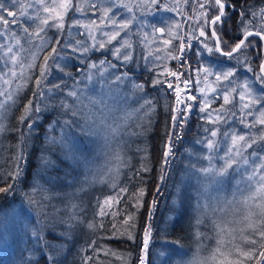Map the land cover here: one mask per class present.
Listing matches in <instances>:
<instances>
[{
  "label": "snow or ice",
  "instance_id": "1",
  "mask_svg": "<svg viewBox=\"0 0 264 264\" xmlns=\"http://www.w3.org/2000/svg\"><path fill=\"white\" fill-rule=\"evenodd\" d=\"M152 5H156L158 9H163L165 11H180L177 8H170L167 5H162L161 0H148ZM185 3L188 0H184ZM19 3V0H12V4L15 6ZM198 4V15L194 14L189 16L188 19H194L197 25V28H191L190 31L185 35H180L179 29L181 25L179 23L173 24L167 30L163 27L156 28L154 25L152 38H149L148 33L143 34V41H147L148 44L156 42V33H159L161 36H164L167 32V37L162 40V49L157 48L156 51H167V54L175 60L180 62V66L184 67L186 61L184 59L185 53L192 47V40H199L200 37H204L205 41H201L203 48L209 53H220L222 56L227 57L229 60H232L236 57L237 53H242L243 49L252 45V41L249 40V37L255 35L261 40H264V28L259 31H250L248 30L247 25L245 24V13L242 11L240 13V25L243 28V34L239 38V41L231 47L230 50L224 51L221 47V39L217 36L216 25L222 23V18L225 17V9L227 4L225 0H196ZM35 4L39 6L38 11L43 12L45 15L40 16L37 14L33 19L39 20V24L36 25L35 29L30 31L29 27H24L22 31L29 37V40L26 42H32L31 38L35 37L40 40V44L37 47V52L44 50L49 47V39L46 36L41 35L45 33V30L48 28H55L57 32H63L65 28V15L67 12L74 7L72 0H35ZM33 5L29 4L28 7ZM93 7H95L93 5ZM218 12V14L213 15L209 19V12L212 10ZM107 11L105 15H107ZM129 11H132L129 8ZM20 15H26L23 11V6H21ZM251 15L255 18L257 13L253 12ZM261 17H264V9L260 10ZM17 13L12 11L5 2H0V22L3 25L7 26L10 23H17L16 19ZM6 17H11L9 20ZM115 26L116 30L112 33H104L108 37L106 42H99L98 45L93 43L90 47L84 46L83 42L76 40L73 43L70 40H66L63 44L61 43V38L58 36L55 38L54 43L51 45L50 51L47 52L43 57V63L39 65V75L35 78L34 84L35 89L32 93L33 99H29L28 103L24 105V113L20 117V123L23 124L25 120H28L27 130L29 133L32 132L36 120L39 119V116H34L33 114H39L42 110L41 103L45 100H55L57 96L60 97L59 103L56 107H59L63 110L64 115H71L73 119H65L62 122L61 131L63 133L64 128L75 126L80 130L82 135L85 136H95L99 137L104 141L105 148L109 149L110 160L109 163L113 165L116 170V173H119V168L122 165H125L127 161L124 156L119 151V147L122 143H127L133 137H138L143 135L146 131L143 120L148 119L149 126L151 125V116L155 112L154 102L147 98L146 94L137 96V93H144V84H137L134 81H131V77L128 72H119L118 65L113 64L111 61L101 60L99 64L90 62L86 65L84 69H78L82 77L81 80H77L71 72L65 71L67 67L66 64L61 63L65 58L71 60L73 58L80 59L86 53L95 48L97 50L104 49L106 44H111L113 40H117L120 36V32L126 29H129L133 23V19L124 20L120 23H117L115 20L111 21ZM249 24L252 21L248 22ZM80 22L75 21L73 26H79ZM211 27V37L215 38V43L213 46H209L206 42L208 39L207 33L205 31L206 27ZM199 31V36L195 35L196 31ZM9 30L5 27V32ZM4 33H0L3 35ZM127 35V33H126ZM89 36L95 40V37L92 36L91 30L89 31ZM12 38L15 40L14 44H0V49H3V55L0 59L4 60V67L0 69V110H6L9 107V102L12 105L16 103V98L21 92V90L27 86L29 80L32 79L30 72L36 67L35 61L37 59V52H32L30 59L24 55V52L27 51L21 44L20 38L12 33ZM173 40H178L179 45L176 51L179 55L173 54L169 49L173 46ZM118 46L112 49L113 56L122 61L123 65L128 64L132 61V44L129 40L125 39L123 42L118 41ZM226 43V42H225ZM157 60H161L162 57L157 55L155 57ZM147 59V57H145ZM81 63H84L83 59H80ZM190 67V65H188ZM53 69L61 72L64 76L73 80L71 86L68 85L67 81L61 78L58 82L46 83L48 77L51 75ZM248 71H253L251 66H248ZM235 68H230L223 72L214 73L210 66L208 67H199L196 69L197 73H202L204 80L207 81L209 76H215V82L227 81L229 84L232 83L231 78L236 74ZM171 77H174L178 82L175 87L172 82H169L167 79L161 80L159 76H163L164 73H158L157 77L153 79V87L158 84H167L168 89H172L175 93V105L176 107L168 108V111L171 113V130L165 131V140L161 144L162 158H161V171L158 179L161 183L167 178V169L171 167L172 160L175 157L174 148L178 140L182 139L181 130L188 123V117L191 114L192 105L187 104L185 99L182 98L181 88H180V76L184 73L180 72H169ZM254 76L257 82L261 85H264V62H261L259 65V73L254 72ZM111 77V79H109ZM98 78V82L101 84L102 89H107L101 99L97 100L91 96H85V90L81 89L79 85L84 81L92 82L94 79ZM131 81L129 87V93L121 96L120 90L121 86L125 83ZM199 82V81H197ZM184 85H188L190 80L182 81ZM242 89L238 93L239 100L242 103L241 112L244 110L247 111V115H252L251 108L256 104H264L259 98L254 97L253 88L250 82L245 81L243 84L239 85ZM209 91L215 92V88H210ZM201 92L204 93L207 97V93L204 89H201ZM237 89L235 87L230 90H226L223 95L224 104L227 105L231 103L230 97L233 93H236ZM71 98V102H69ZM233 99L235 97H232ZM85 99L88 100V103L85 104ZM187 99L195 100V96L189 95ZM131 100L133 103H138L139 107L131 109V111L123 110L121 116H113V113L118 110L120 104H127ZM111 101V103H109ZM142 101V102H141ZM167 107V105H166ZM210 107L208 103L202 104L200 107L201 113H206L207 108ZM223 108V106H221ZM215 111V110H214ZM260 117L257 119V123L264 125V111L260 112ZM135 118V120H134ZM207 123H218L222 116L217 114L214 118L211 112H208L206 116L202 117ZM132 121V123H130ZM244 121L241 120V123ZM55 123V122H54ZM6 130L3 125H0V132ZM218 129H205V132L209 133L208 136L204 137L202 140H197V144L203 145L207 150L206 154L196 157V162L193 163L191 158L193 152L191 150H186L189 152V162L185 165V171L190 176H194L199 182L201 179H206L211 177L212 181L221 184L225 178L237 179L238 185L243 183L246 190V195L242 193L243 199L241 203L245 206L251 205V208L247 213L242 217L244 226L237 229L230 226L232 222L223 223L217 222V220L212 221V227L215 232V243L216 248L214 249L213 258H217V254L222 259L219 260V264H245L247 260L255 259L257 264H260L261 261H264V250H260L257 256V249L250 248L245 250L243 245H257L261 241H264V137L261 138V148L259 150H253L251 153L247 152V149L252 148L253 145L257 144L258 141L254 138L247 137L245 135H239L233 133L230 136L231 143L228 147L225 148L224 154L217 157V141L214 139L218 135ZM225 137L229 136V133H224ZM126 138V139H125ZM28 136L24 132H21L19 137V143L15 145L17 152L13 157L15 161V167L12 172L8 175L12 179L13 183L8 184L6 187H0V193L8 194L15 190V186L19 183H22L26 178V156H27V140ZM47 142L59 145L62 150L68 154H72V158L75 157V153L78 152V149L75 147V143L70 141L66 135H61L59 138L49 137ZM113 142L116 143V150L113 151L111 145ZM137 151H143V149L137 148ZM223 161L222 164L217 167L214 163L216 159ZM81 159L85 164L88 162L86 156H82ZM142 159H147V156L142 157ZM40 160L42 164L47 167L53 162L41 155ZM207 161V165L200 163V161ZM23 162V164H22ZM199 165V166H198ZM113 167H108L106 169V174H111ZM152 169L142 164L141 168L137 170V175L141 172H150ZM87 183V181H85ZM113 187H116L113 184ZM179 189V186H178ZM127 189H120V191H126ZM208 187L205 185L203 191L207 192ZM239 190V189H238ZM45 189L42 185L36 183L31 185V191L25 194V199L27 203L31 205H36L43 207V199H46V196H42L41 199H37L36 195L43 193ZM159 192V187L157 188ZM143 194V189H141V195ZM118 203V201H115ZM114 203L113 197H107L104 201L97 202V208L99 211L97 215L104 217L109 214L107 209H110ZM78 205L73 204L72 208H77ZM197 208L207 210L208 203L205 201L201 203L198 199ZM255 209V211L251 210ZM224 211V209H213V212ZM152 213H149L151 217ZM75 217V213L69 216V220H72ZM130 219V217H129ZM127 220L125 223L127 224ZM202 221L197 218L196 223L200 224ZM71 227V225H69ZM89 228H95L94 223H90ZM100 228H103L104 225L101 222L99 224ZM115 227V226H113ZM237 231H239V243H237ZM151 235V226L149 225L143 235L141 255H138L137 261L138 264H147L148 257V248H149V239ZM198 236L203 238L202 233H198ZM39 239V237H37ZM129 239H134L132 235H129ZM115 255V253H112ZM165 256V264L167 261H170L173 256L181 255V253L173 249L170 253H162ZM53 261L55 258H52ZM91 257H86L84 264H88V260Z\"/></svg>",
  "mask_w": 264,
  "mask_h": 264
},
{
  "label": "trees",
  "instance_id": "2",
  "mask_svg": "<svg viewBox=\"0 0 264 264\" xmlns=\"http://www.w3.org/2000/svg\"><path fill=\"white\" fill-rule=\"evenodd\" d=\"M225 1L227 3L230 1L235 11L226 19L217 35L221 42L223 40L222 49L228 51L225 45L233 44L230 40L234 38V34L230 31L235 33L238 31L240 13L243 11L246 14L245 20L250 18L253 12L260 14V10L264 9V0ZM229 25L231 30L227 31ZM251 27L250 31L261 30L260 25L254 21ZM251 39L258 45L254 51L261 56L262 51L259 48L261 40L256 36L249 37V40ZM52 44L53 42L46 50H50ZM219 56L226 59L221 54ZM196 61L198 62V59ZM184 70L185 67L182 68L184 73L182 76L186 77ZM55 75L56 73H53L50 77ZM66 81L69 83L68 80ZM31 83L25 91L24 104H27L29 99H34L32 90L35 89V84L33 80ZM262 94L264 95V90ZM47 102L48 100L43 101L41 107L47 105ZM19 105L13 110L6 124V132L0 137V187L13 183L8 174L15 167L13 160L17 152L15 145L19 143L21 132L25 133V127L20 123L24 107L22 102ZM56 105L41 112L42 118L40 122L36 120L38 127L34 134L25 133L29 137L26 178L15 186L17 192L11 199L5 197L0 200V211L8 209L12 202L26 203L25 210L28 211L26 217L28 228L24 232L26 235L20 242L10 241L13 244L15 242L22 244V247H19L22 250L15 251L14 254L4 251L0 254V264H84L86 257H91L88 264H138L137 257L141 255L144 231L149 225L154 243L148 248L147 264H165L164 255L160 259L156 257L159 251L170 253L176 249L181 253L173 256L167 264H190L196 252L207 256L214 251L216 243L212 221L217 219L205 215L200 219L202 221L200 224L196 223L197 197L191 183L183 182L185 170L181 159H177L179 153L172 160L171 167L167 169L165 181L161 183L158 179L161 171V144L165 140L166 125L169 131L171 125L169 111L158 108L151 119V125L144 123L146 131L143 135L133 137L119 147L127 163L119 168L118 174L112 172L109 175L106 174V168L97 171L94 167L92 144L94 136L82 135L75 126L67 127L69 134L78 137L79 147H76L78 152L75 153V159L60 156L57 146L47 142L49 132L52 137L56 136L62 122L65 119H73L71 115H64L63 110L57 109ZM197 111L196 105L191 115L194 120L191 122V119V124L189 123L187 127L189 139L198 133V127L203 121ZM52 124H55L53 129L50 127ZM47 126L50 131L47 130ZM43 142L55 147L50 148ZM138 147L143 151H137ZM41 155L49 158L53 163L45 167L40 160ZM82 156L88 158L87 164L81 159ZM145 156L147 159H142ZM142 164L152 170L137 175V170ZM36 183L45 189L43 193L36 195L38 200L42 196L47 197L42 201L43 207L30 206L25 199V194L31 191V185ZM113 184L116 187H113ZM158 187L159 192H157ZM120 189L127 190L122 192ZM141 189H143L142 195ZM2 194L0 193V197ZM107 197H113L114 203L110 209H107L109 214L100 217L97 215L99 211L97 202L102 203ZM68 201L71 206L78 205L77 208H72L71 215L75 213L72 220H69L70 215L66 210ZM150 212L151 217H149ZM125 220L128 221L127 224ZM101 222L103 228L99 227ZM90 223H94L96 227L89 228ZM198 233H202L203 238L198 236ZM129 235L134 239H129ZM253 246L249 245L245 250L256 248L258 256L264 244L260 242L256 247ZM255 261V259L248 260L245 264H254Z\"/></svg>",
  "mask_w": 264,
  "mask_h": 264
},
{
  "label": "rangeland",
  "instance_id": "3",
  "mask_svg": "<svg viewBox=\"0 0 264 264\" xmlns=\"http://www.w3.org/2000/svg\"><path fill=\"white\" fill-rule=\"evenodd\" d=\"M0 2H5L6 5L14 12L17 13L16 19L17 23L5 26L0 22V33H4L0 35V44H14L15 40L12 38V33H15L21 40V44L23 47L27 49L22 55L28 57L30 59L32 52H37V47L41 43L39 39L33 37L31 38L32 42H26L29 40V37L22 31L24 27H29L30 31L35 29L36 25L39 24V20H34L33 18L39 14L41 17L45 14L43 12H39V6L35 4V0H19L15 6L12 4V0H0ZM50 2V0H49ZM226 7V15L222 18L223 22L216 25L217 34H219V29L221 26L225 24L226 19L232 15L233 11H235L231 2L227 3ZM33 5L32 7H28V5ZM72 4L74 5L67 14L65 15L64 23L65 28L63 32H57L55 28H48L45 30V33H41V35L46 36L49 39V45L51 42L54 43L56 37L61 38V43L63 44L66 40H70L75 43L76 40H80L83 42L84 46H91L93 43L98 45L99 42H106L108 37L104 35V33H112L116 30L115 26L111 23V21L115 20L117 23H120L124 20L133 19V25L126 30L120 32V36L117 38L118 41L123 42V40L127 39L131 42L132 48L130 51L132 52V61L126 65L122 64V61L117 60L113 54L112 49L118 46L117 40H113L111 44H106L104 49H91L88 53H86L80 59H83L84 63L80 62V59H67L61 61V63L66 64L67 67L65 71L71 72L73 76L77 80H81L82 77L80 73L77 71L78 69L86 68V65L90 62H94L99 64L101 60L111 61L113 64L118 65V73L119 72H128L131 81H134L137 84H144V93H137V96L146 94L147 98L151 99L155 105V112L152 114L151 119L154 117L158 108L161 110L168 111L170 107H176L175 105V93L172 89L167 88V84H158L153 87V79L157 77L158 73H164L163 76H159V79L164 80L167 79L169 82H172L174 87L176 83H178L174 77H171L168 73L169 72H180L182 73V68L185 67L184 72L187 74L186 77L180 76V88H181V95L182 98L185 99L187 104L192 105L191 114L188 117V123L185 127L181 130L182 139L178 140L175 144L174 153L177 156V159H181L183 163V168L185 170V165L189 162V152L186 150H191L193 152V156L191 158L192 162H196V157L206 154L207 150L201 144H197V140H202L204 137L208 136L209 133L205 132V129H218V135L214 139L217 141V157L222 156L224 154V150L228 147L231 143L230 136L235 133L239 135H245L247 137L254 138L258 141L257 144L253 145L252 148L247 149L248 153H251L254 149L259 150L262 146L261 138L264 137V125H260L257 123V119L260 117V112L264 111V104H256L252 106L251 111L252 115H247L248 110H244L243 113L241 112V105L243 102L239 100L238 93L242 91L239 85L243 84L245 81L250 82L253 88V95L256 98L261 99L264 101V95L262 94V90H264V86L261 85L259 82L256 81L254 72L259 73V65L261 64V60H263V46L262 42L260 41V51L261 56L254 51L256 47H258L256 41L252 40L253 42L251 46L243 49L242 53H237L236 57L232 60L228 58L223 59L219 56L218 53L209 54L204 48L201 41H205L204 37H200L199 40H192L191 44L192 47L185 53L184 59L187 62L184 67L180 66V62L178 60L172 59L168 54L167 51H160L157 52V48H163L162 40L167 37V32L164 36H161L159 33H156V42L152 44H148L147 41H143V34L148 33L149 38H152L153 32V25L156 28H167L171 27L173 24L179 23L181 28L178 30L180 35H185L187 32L190 31L191 28H197L196 22L194 19H188L189 16H193L194 14L198 15V4L196 0H188L187 3L184 0H161L162 5H167L170 8H179L180 11H165L163 9H158L156 5H152L148 2V0H72ZM93 5L95 7H93ZM21 6H23V11L26 15H20ZM233 7V9H232ZM129 8L132 11H129ZM107 15H105L106 10ZM229 10V11H228ZM231 10V11H230ZM252 10H250L251 12ZM218 14L217 11L214 9L209 12V19L213 16ZM250 14V13H249ZM7 19L11 20V17H6ZM79 21V26H73L75 21ZM238 21V20H237ZM249 21H254L260 25V28H264V17H261L260 14H257L255 18L250 15V18L245 20V24L250 30L251 24ZM238 31H230V25L227 26L226 30L230 31L231 34H234V38L230 40L233 44L230 43L228 47L230 50L232 46H234L235 42L239 40L240 36L243 34V28L239 24ZM250 26V27H249ZM5 27L9 30L5 32ZM91 30L92 36L95 37L93 40L89 36V31ZM208 39L206 42L209 46L214 45V39L211 37L210 32H208V27L205 29ZM127 33V35H126ZM196 36H199V31L195 32ZM235 41V42H234ZM223 42V40H222ZM179 41L173 40V46L169 51H171L175 55H179L176 51L178 48ZM48 49V48H46ZM40 50L37 52V59L35 61L36 67H34L30 75L31 77H35L39 74V65L43 63V57L47 54L50 50ZM3 55V49H0V57ZM159 55L162 57L161 60H157L155 57ZM147 57V59H145ZM198 59V62L196 61ZM190 65V67H188ZM208 67L210 66L214 73L216 72H223L230 68H235L236 74L234 77L231 78L232 83L229 84L227 81L215 82V76H209L208 80H204V76L202 73H197L196 69L199 67ZM248 66H251L253 71H248ZM4 67V60L0 59V69ZM176 68V69H175ZM56 73L54 77H48V81L46 83L50 84L53 82H58L61 78L68 80V85L71 86L73 84V80L69 79L68 77L64 76L63 73L53 69L52 73ZM111 79V77H109ZM35 79L29 80L26 87H24L19 95L16 98V103L14 105L9 102V107L6 110H0V125L6 129V124L8 122L9 117L11 116L13 110L19 107L20 103L22 102L24 107V100L26 97L25 91L29 85H31V81ZM190 80L188 85H184L182 81ZM131 81L125 83L121 86L120 95H126L129 93V87ZM199 81V82H197ZM79 87L85 90V96H91L97 100L101 99L107 89H102L101 84L98 82V78L94 79L92 82H88L84 80ZM235 87L237 89L236 93L232 94L230 97L231 103L225 105L223 100V95L226 90H230L231 88ZM210 88H215L216 91L212 92L209 91ZM201 89H204L207 93V97H205L204 93L201 92ZM34 90H32L33 93ZM195 96V100L187 99V97ZM60 97L57 96L55 100H48L47 108L53 107L55 104L59 103ZM23 100V101H22ZM35 100V98L33 99ZM57 101V103H55ZM69 102H71V98H69ZM142 102V101H141ZM85 104L88 103V100L85 99ZM111 103V101H109ZM208 103L210 107L207 108L206 113L200 112V107L202 104ZM167 105V107H166ZM197 105L198 111L197 114L200 118L206 116L208 112L212 113L213 118L219 114L222 116V119L218 123H207L205 119L201 122L198 127V133L191 137L190 139L187 138V127L189 123L194 120L191 118L193 114L194 108ZM223 106V108L221 107ZM139 107L138 103H133L131 100L127 104H120L118 106V110L113 113V116H121L123 110L131 111L133 108ZM46 108V109H47ZM45 109V106L42 107ZM45 109V110H46ZM57 109H61L57 107ZM42 110V111H45ZM215 110V111H214ZM41 111V112H42ZM41 112L39 114H33L34 116L38 115L39 119L37 121L40 122L42 118ZM24 112H22L23 115ZM171 119V113H170ZM192 119V120H191ZM135 120V118H134ZM191 120V122H190ZM241 120L244 122L241 123ZM27 123L28 120L22 124L25 133L30 134L27 130ZM132 123V121H130ZM143 123H148V119L145 118ZM59 125L61 123H58ZM171 124V120H170ZM52 124L50 127L53 129ZM38 127L37 122H35L34 128L31 133H35ZM62 124L60 128L57 129L56 138H59L62 134L66 135L70 141L75 143V147H79L78 137L69 134L67 128H64L63 133L61 131ZM36 129V130H35ZM47 130L50 131V128L47 126ZM171 130V128H170ZM6 132V130L0 132V137ZM186 132V134H185ZM229 133L228 137L224 136V133ZM37 137V136H36ZM49 137L52 135L49 132ZM92 144L94 146V167H96L97 171H102V169H107V167H112L113 165L109 163L110 160V153L109 149L105 148L104 141L99 137H92ZM126 139V138H125ZM37 141V139H35ZM48 147H55L57 146V150L60 156L65 157L67 159L72 158V154L66 153L64 150L60 148L59 145H52L49 146L45 142H43ZM123 144V143H122ZM121 144V145H122ZM120 145V147H121ZM77 147V148H78ZM116 143L113 142L111 148L113 151L116 150ZM177 151V152H176ZM174 159V158H173ZM200 163L207 165V161H200ZM214 163L219 167L223 161L219 160L218 158L214 161ZM199 166V165H198ZM116 174V170L112 171ZM183 176V182L191 183L193 186V191L196 193V217L199 219H203L205 215H211L217 219V222L229 223L230 226L235 227L237 229L244 226L242 217L247 213V211L251 208V205L245 206L241 203L243 196L246 195L245 186L243 183H237V179H230L225 178L223 183L217 184L212 181L211 177L206 179H201L199 182L194 176H190L186 171ZM92 179V178H91ZM207 185L208 190L207 192L203 191V187ZM239 189V190H238ZM17 192L14 190L8 194L3 193L0 197L2 198L11 197ZM198 199L203 202L208 203L207 210L198 209L197 208V201ZM27 205L26 203L21 202H12L8 209H3L0 211V254L5 251V253L10 254L11 252L14 254L15 251L22 250L19 247H22V244H18L15 242L13 244L10 241H22L24 236L26 235L24 232L27 231V222L26 217L28 211H26ZM224 209V211H216L213 212V209ZM66 210L68 214L71 215L73 212L71 203L68 201L66 204ZM255 211V209H251ZM115 216V215H113ZM223 216V218H222ZM14 219H17L14 221ZM16 224V226H15ZM237 235V243H239V231L236 233ZM264 244V241H261ZM154 238H152V233L149 239V247L153 246ZM249 245H243L244 249H246ZM254 245L253 247H256ZM264 250V246L262 247ZM163 251H159L156 254L158 259L163 257ZM213 253L204 255L203 253L196 252L193 256L195 257L194 260L190 264H219V260L222 259L217 254V258H213ZM142 254V252H141ZM248 262V260L246 261ZM254 264H257L255 261ZM260 264H264V261H261Z\"/></svg>",
  "mask_w": 264,
  "mask_h": 264
},
{
  "label": "water",
  "instance_id": "4",
  "mask_svg": "<svg viewBox=\"0 0 264 264\" xmlns=\"http://www.w3.org/2000/svg\"><path fill=\"white\" fill-rule=\"evenodd\" d=\"M208 29H209V32H211V27L209 26L208 27ZM253 32H255V31H253ZM253 36H255V35H253ZM214 38V37H213ZM259 38V37H258ZM259 40H261L260 38H259ZM214 42H215V38H214ZM261 42H262V46H263V51H264V40H261ZM220 54V53H219ZM263 62H264V58H263Z\"/></svg>",
  "mask_w": 264,
  "mask_h": 264
}]
</instances>
